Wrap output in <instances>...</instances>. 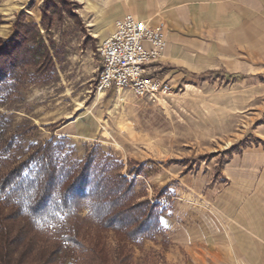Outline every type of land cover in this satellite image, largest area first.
<instances>
[{
	"label": "rangeland",
	"instance_id": "obj_1",
	"mask_svg": "<svg viewBox=\"0 0 264 264\" xmlns=\"http://www.w3.org/2000/svg\"><path fill=\"white\" fill-rule=\"evenodd\" d=\"M69 1L79 17L64 13L49 34L42 29L58 54L51 77L27 84L0 107V148L13 136L25 150L54 138L83 160L98 147L115 161V172L135 179L137 198L159 203L167 227L145 239L155 244L123 243L127 264H264V18L235 26L222 19L200 32L169 22L160 66L172 91L147 100L98 89L100 41L128 8L142 19L139 8L131 0H91L90 10L87 0ZM43 5L0 0V25L13 29L0 26V37L13 34L22 13L36 20ZM17 152L10 155L19 158ZM133 169L142 173L129 175ZM85 230L105 254L118 247L114 232Z\"/></svg>",
	"mask_w": 264,
	"mask_h": 264
},
{
	"label": "trees",
	"instance_id": "obj_2",
	"mask_svg": "<svg viewBox=\"0 0 264 264\" xmlns=\"http://www.w3.org/2000/svg\"><path fill=\"white\" fill-rule=\"evenodd\" d=\"M69 0H44L41 25L20 14L8 39L0 37V107L22 88L51 77L56 68L42 29L50 33L64 13L79 17ZM51 49V50H50ZM0 112V129L4 123ZM27 132H19L23 138ZM0 148V264H127L123 243L154 239L163 230L164 209L140 200L136 180L115 172L117 164L98 147L83 160L67 152L64 140L31 144L25 150L14 136ZM19 150L17 156L10 154ZM142 169L128 170L140 175ZM87 211L82 218L81 213ZM114 232L118 247L105 254L89 243L85 228Z\"/></svg>",
	"mask_w": 264,
	"mask_h": 264
},
{
	"label": "built area",
	"instance_id": "obj_3",
	"mask_svg": "<svg viewBox=\"0 0 264 264\" xmlns=\"http://www.w3.org/2000/svg\"><path fill=\"white\" fill-rule=\"evenodd\" d=\"M168 45L165 21L154 23L133 15L119 19L114 32L98 45L101 60L98 89L128 90L147 100L168 95L172 85L160 66Z\"/></svg>",
	"mask_w": 264,
	"mask_h": 264
},
{
	"label": "crops",
	"instance_id": "obj_4",
	"mask_svg": "<svg viewBox=\"0 0 264 264\" xmlns=\"http://www.w3.org/2000/svg\"><path fill=\"white\" fill-rule=\"evenodd\" d=\"M79 1V0H78ZM134 7L139 8L141 20L153 21L154 23L159 20L166 22L168 31L177 29L178 24L183 27L184 32H200L207 29L200 28L204 24H218L222 19L227 20L231 26H235L240 21L245 22L246 25L253 23V18H264V0H131ZM87 9H93L91 0H87ZM131 8L127 9L126 16L132 15ZM32 15L31 12H27ZM37 17L36 20H31L29 16L28 21L40 24L42 15L40 12L34 13ZM170 24L175 28L170 29ZM178 23V24H176ZM8 26L11 25H0ZM236 30V29H231ZM164 61V58L162 60ZM163 226L167 227V223L163 220ZM145 244H155L154 241L145 240Z\"/></svg>",
	"mask_w": 264,
	"mask_h": 264
}]
</instances>
